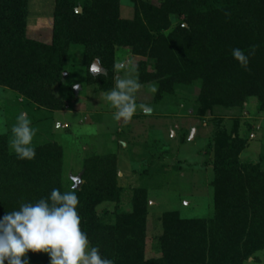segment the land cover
I'll return each mask as SVG.
<instances>
[{"label":"trees","instance_id":"1","mask_svg":"<svg viewBox=\"0 0 264 264\" xmlns=\"http://www.w3.org/2000/svg\"><path fill=\"white\" fill-rule=\"evenodd\" d=\"M27 18L28 0H0V87L22 97L26 116L63 108L52 88L62 84L76 47L82 49L92 83L102 90L112 86L117 53H130L146 58L138 64L140 81H155L161 91L199 83V116L214 107H240L251 97L264 112V0L140 2L132 19L119 16L118 0H54L50 43L27 37ZM171 18L181 22L172 27ZM233 48L249 55L247 69L232 58ZM95 60L96 74L89 72ZM7 138L0 136V217L22 202L47 197L53 188L73 190L62 182L59 145H34L35 159L20 160L10 153ZM241 146L225 134L214 137L211 216L201 220L163 213L162 232L152 246L159 256L151 259L145 256L146 190L135 189L131 211L99 210L120 202L116 161L113 156L86 160L83 184L74 189L82 231L115 264H262L264 171L239 162ZM26 256L28 264H49L46 253Z\"/></svg>","mask_w":264,"mask_h":264},{"label":"rangeland","instance_id":"2","mask_svg":"<svg viewBox=\"0 0 264 264\" xmlns=\"http://www.w3.org/2000/svg\"><path fill=\"white\" fill-rule=\"evenodd\" d=\"M159 1L118 0L119 16L132 19L135 5L144 2L158 6ZM53 13L54 0H28L27 37L50 43ZM170 20L172 27L181 22V19ZM70 51L62 84L52 88L63 108L30 112L27 116L37 130L33 144L52 141L61 147L62 182L68 189H73V184L79 189L83 184L86 160L115 158L120 202L104 204L99 210L113 211L120 207L131 211L135 189L146 190L147 259L158 255L152 246L161 235L159 218L163 213L177 211L182 218L201 220L211 216L212 148L219 133L241 142L240 163L257 164L264 171V112L259 110L256 98L247 99L240 107H214L205 116H199V83L175 85L168 93L161 91L155 81H140L143 86L137 93V104L150 106L151 114L146 115L138 107L131 120L115 121V110L102 98V93L108 90L92 83L88 69L82 65V49L76 47ZM117 56L115 65L135 68L140 80L138 64L146 58L130 53L123 57L119 52ZM123 74V71L119 73ZM117 75L114 71L111 88ZM152 86L157 89L155 93ZM22 103V97L0 87V136L8 137L10 153H14L10 147L11 128L17 116L26 114ZM192 130L195 132L190 139ZM259 259L263 264L264 258L260 255Z\"/></svg>","mask_w":264,"mask_h":264},{"label":"clouds","instance_id":"3","mask_svg":"<svg viewBox=\"0 0 264 264\" xmlns=\"http://www.w3.org/2000/svg\"><path fill=\"white\" fill-rule=\"evenodd\" d=\"M231 55L240 67L248 68L249 55L244 50L233 48ZM92 71L98 69L93 67ZM114 71L118 74L115 86L102 93L103 100L115 110L113 119L127 122L138 107L150 115V106L137 104V93L143 85L136 69L116 64ZM121 71L123 75H119ZM151 91L155 93L156 87L152 86ZM36 132L26 114L17 116L11 128L10 147L18 159H35ZM74 189L75 184L70 191L53 188L47 197L22 202L17 209L0 217V264H28V252L46 253L49 264H115L113 259L103 257L82 231L77 210L79 197Z\"/></svg>","mask_w":264,"mask_h":264},{"label":"water","instance_id":"4","mask_svg":"<svg viewBox=\"0 0 264 264\" xmlns=\"http://www.w3.org/2000/svg\"><path fill=\"white\" fill-rule=\"evenodd\" d=\"M76 12H77V13H81V8H77V9H76ZM184 26H185V25H184ZM93 67H95L96 69H98L97 72L100 71V66H99L98 61L95 60V61L92 63V65H91V71H92V68H93ZM92 73H96V72H93V71H92ZM194 132H195V130H192L191 135H190V139L193 137ZM77 188H78V187H76V189H77Z\"/></svg>","mask_w":264,"mask_h":264}]
</instances>
